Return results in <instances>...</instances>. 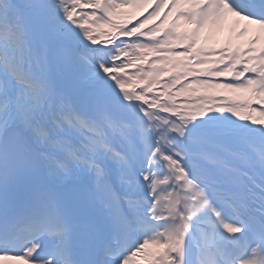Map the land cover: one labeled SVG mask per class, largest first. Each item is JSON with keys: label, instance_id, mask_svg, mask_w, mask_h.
Segmentation results:
<instances>
[{"label": "snow or ice", "instance_id": "obj_1", "mask_svg": "<svg viewBox=\"0 0 264 264\" xmlns=\"http://www.w3.org/2000/svg\"><path fill=\"white\" fill-rule=\"evenodd\" d=\"M0 264H264V0H0Z\"/></svg>", "mask_w": 264, "mask_h": 264}, {"label": "bare ground", "instance_id": "obj_2", "mask_svg": "<svg viewBox=\"0 0 264 264\" xmlns=\"http://www.w3.org/2000/svg\"><path fill=\"white\" fill-rule=\"evenodd\" d=\"M226 38V33L220 37L221 41H223Z\"/></svg>", "mask_w": 264, "mask_h": 264}]
</instances>
